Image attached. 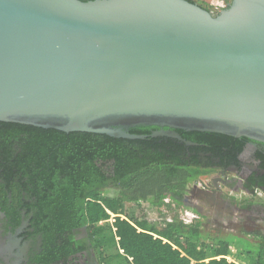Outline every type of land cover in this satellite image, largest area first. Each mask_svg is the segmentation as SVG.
Masks as SVG:
<instances>
[{
	"label": "water",
	"instance_id": "water-1",
	"mask_svg": "<svg viewBox=\"0 0 264 264\" xmlns=\"http://www.w3.org/2000/svg\"><path fill=\"white\" fill-rule=\"evenodd\" d=\"M0 123L264 145V0H0Z\"/></svg>",
	"mask_w": 264,
	"mask_h": 264
},
{
	"label": "trees",
	"instance_id": "trees-1",
	"mask_svg": "<svg viewBox=\"0 0 264 264\" xmlns=\"http://www.w3.org/2000/svg\"><path fill=\"white\" fill-rule=\"evenodd\" d=\"M157 130L131 129L144 138L130 140L0 123V209L11 217L19 210L31 214L30 226L42 241L31 264H71L86 251L98 264H239L231 259L233 243L253 253L247 264H264L263 234L253 233L255 245L231 236L211 239L200 220L186 225L176 213L188 186L215 170L233 167L243 192L264 194V145L177 131L188 146L153 137ZM142 202L172 215L159 211L161 223L149 222L138 209ZM256 206L264 216V201Z\"/></svg>",
	"mask_w": 264,
	"mask_h": 264
},
{
	"label": "rangeland",
	"instance_id": "rangeland-1",
	"mask_svg": "<svg viewBox=\"0 0 264 264\" xmlns=\"http://www.w3.org/2000/svg\"><path fill=\"white\" fill-rule=\"evenodd\" d=\"M195 1L198 5L207 8L210 12L222 11L226 3V1L223 2V0ZM227 1H229L230 4L231 0ZM219 177L220 176L217 172H213L208 174L207 177L199 179L197 183L210 184L211 180H215ZM228 179L230 182L229 187H220L221 194L219 195V199L221 203H223L221 210H218L213 206V204L210 205L207 202L206 198L192 199L195 204L201 206V215L199 216V220L202 224V230L207 234V237L211 239L216 237L231 236L234 238L245 239L255 245L258 238H256L253 233L259 232L264 235V216L260 217V219H256L257 215H260L261 213L257 214L256 211L252 209L248 213H241L236 211L232 212L230 210L231 208H234V205L237 208L243 207V201H245V199L251 201L252 205L260 204L264 201V194L260 191H257L255 196H248V193L242 191L241 184L238 182L237 177L234 175V173L230 172ZM191 187L192 186L189 185L188 189H191ZM192 194V190H190L188 198H193ZM127 207L131 209L138 208L133 204H127ZM257 207L259 208V206H255V208ZM138 209L143 212V217L147 221L152 223H161L163 219L162 214L168 215V212H166V209L164 207L158 210L157 208L152 207L148 202H142ZM260 210L262 209L260 208ZM159 211L162 212V214H160ZM185 211L188 213L191 211V209L182 205V207L176 210V213H178L179 216L181 214V216L183 217ZM228 212H231V215H229ZM171 215L172 214H169L168 216L170 217ZM249 215L253 217L250 222L248 218ZM230 249L231 259L239 264L249 263L251 257L253 256V253H251L250 255L248 254L247 250L249 249H246L244 245L233 243L230 246ZM82 257L83 258H81V260L78 259L75 264H98L96 255L92 251H89L87 254L85 253Z\"/></svg>",
	"mask_w": 264,
	"mask_h": 264
},
{
	"label": "flooded vegetation",
	"instance_id": "flooded-vegetation-1",
	"mask_svg": "<svg viewBox=\"0 0 264 264\" xmlns=\"http://www.w3.org/2000/svg\"><path fill=\"white\" fill-rule=\"evenodd\" d=\"M250 169L252 170V168ZM216 172L219 174V178L211 180L210 184H191V189L187 188L185 195L182 198V205L196 211L198 217L201 215V206L195 204L192 199L206 198L210 205L213 204L214 207L221 210L223 203H221L219 199V195L221 194L220 187H229V173H234L238 182L240 184L242 182L238 175V171L233 167L224 170H215L214 173ZM190 190H192L193 193V198L191 199L188 198ZM248 196L253 195L248 194ZM255 206L256 205H250L249 207L237 208L234 205V208H231L230 211L248 213L252 209L256 211L257 214L261 213L260 215H257L256 218L260 219V217L263 216V210H260L258 207L255 208ZM14 208L16 207L14 206ZM229 215H231V212ZM30 218L31 214H28L26 211L19 210L18 215L16 214L14 217H11L7 216L0 209V264H31V258L33 255L41 252V236L40 234L35 233L34 229L30 226ZM248 218L250 222L253 217L249 215ZM14 219L19 220L17 225L14 224ZM81 231L82 233H85V229H82ZM88 252L89 251L82 252L75 256V259L71 264H75L78 259L81 260V258H83L82 256Z\"/></svg>",
	"mask_w": 264,
	"mask_h": 264
},
{
	"label": "built area",
	"instance_id": "built-area-1",
	"mask_svg": "<svg viewBox=\"0 0 264 264\" xmlns=\"http://www.w3.org/2000/svg\"><path fill=\"white\" fill-rule=\"evenodd\" d=\"M224 1H226V3H225V6H224V9L229 5V1H227V0H223V2ZM212 13H214V14H216V13H219V11H215V12H212ZM165 203H168L169 201L168 200H165L164 201ZM179 219L182 221V223H184V224H191V223H193V222H195L196 220H199V217H198V215L197 214H195L194 212H192V211H190V212H184V215H183V217L181 216V214H180V216H179Z\"/></svg>",
	"mask_w": 264,
	"mask_h": 264
}]
</instances>
